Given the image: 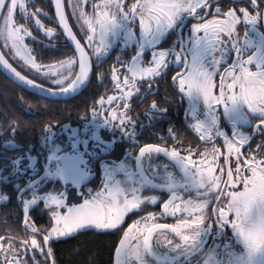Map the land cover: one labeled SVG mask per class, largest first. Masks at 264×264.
Instances as JSON below:
<instances>
[{
	"label": "snow or ice",
	"instance_id": "6c2138e0",
	"mask_svg": "<svg viewBox=\"0 0 264 264\" xmlns=\"http://www.w3.org/2000/svg\"><path fill=\"white\" fill-rule=\"evenodd\" d=\"M34 4L35 0H0V67L10 79L47 97L70 98L89 88L93 80L103 90L80 113L86 121L83 131L88 133L91 125L95 143L69 124L62 126L65 131L70 128L68 142H57L59 120L53 114L40 122L41 148L46 153L33 154L32 145L26 152L19 151L24 146L18 137L33 122L15 108L10 109L11 115L5 113L7 130L0 124L5 149L0 154V264H59L56 243L85 231L117 236L115 264H178L181 254L190 259L203 251L209 237L204 264H264V143L254 141L257 135L264 138V116L252 133L235 135L238 121L245 119L238 97L255 94L253 110L264 113V32L253 23L255 36H246L243 47L255 48L258 55L254 61L244 60L236 27L242 16L255 21L264 11L261 0H250L247 9H222L217 3L214 19L202 23H190L193 8L185 0H53L55 22L73 47L65 49L63 58L47 63L28 42L43 43L33 27L49 40L60 32L43 22L41 16L49 14L39 6L30 7ZM197 5L205 7L199 0ZM69 7L80 36L69 20ZM185 25L191 38L183 35ZM170 34H176V41L161 47ZM225 36L232 38L235 54L227 78L219 71L201 70L210 51H221ZM114 49L119 51L113 56ZM127 50L131 55L125 58ZM146 51H150L148 59ZM109 59L113 62L105 68ZM225 62L223 54L213 61ZM253 62L255 71L248 66ZM169 78L187 99L186 116L193 118L188 127L197 144H185L172 123L167 131L156 128L169 110L148 98L158 94L159 81ZM3 95L9 99L7 91ZM146 101L141 119L137 109L144 108ZM16 103L51 112L49 105L41 108L23 95ZM102 130L112 134L110 140L103 139ZM146 130L158 142L141 145L139 138ZM124 141L134 145L138 155L133 157L129 148L119 162L101 161L99 186L86 187L94 174L91 163L109 145ZM145 155H163L183 174L180 180L166 172V183L156 186L166 193L163 197L145 198L140 189L124 187L121 177L133 175L126 161L135 159L142 175ZM143 181L151 184L147 177ZM181 188L196 190L198 198H185L177 191ZM228 231L242 246V254L231 243H218ZM169 235L179 243L173 246ZM158 245L167 251L158 252Z\"/></svg>",
	"mask_w": 264,
	"mask_h": 264
},
{
	"label": "flooded vegetation",
	"instance_id": "af4514ba",
	"mask_svg": "<svg viewBox=\"0 0 264 264\" xmlns=\"http://www.w3.org/2000/svg\"><path fill=\"white\" fill-rule=\"evenodd\" d=\"M48 1V0H47ZM186 3H189L192 5L193 12L188 14V17L190 19V23H197V22H204L205 20H212L216 16L215 9L217 7V3H219L220 8H226V7H234L236 9H239L241 7L247 9L249 8V2L250 0H199V4H204L205 7H198L197 0H185ZM47 4V2H46ZM51 8H52V14L47 11V8H43L44 11L48 12V16H41V19L43 22L51 27H55L60 32V35L57 36L54 40H49L48 38H45L43 36L42 32H39L35 27H33V31L37 33L40 37V40L43 41V43L31 41L28 42L32 44L34 48H36L40 53L41 57L44 59V61L50 62L53 58H63L62 54L65 51L66 48H72L69 41L64 37L62 30L60 29V26L55 22V14L53 11L52 6V0H50ZM210 5V6H208ZM261 6L264 8V0H261ZM90 10V7H89ZM66 11L69 13V20L73 25L74 31L77 32V35L80 36L81 33L78 30V26L75 23V18L71 16V8H67ZM235 15V14H234ZM195 16L197 18L193 19L192 17ZM202 17L203 19H199ZM19 18V17H18ZM54 22H53V21ZM253 23H255V26L259 29V31L264 32V11H262L259 16L255 19V21H252L248 16H242L239 18V22L237 23L236 27L238 29L239 34V41H240V56L247 60L249 58H253V61L255 60V57L258 55L257 50L255 48H244V40L246 36H255V33L251 30ZM183 35L187 38H191L192 33L189 31V28L187 25L184 26ZM200 35H203V33H200ZM177 36L176 34H170L163 42L161 47H171L173 42L176 41ZM231 37L225 36L224 37V43L220 46L221 51L218 52H209L208 55L204 58L202 62V71H207L208 73H219L226 77V72L228 70V67L234 62V53L231 51L232 49V43H231ZM45 44L50 45L49 47H44ZM190 47V45H189ZM118 49H114L113 56L118 54ZM223 56L226 57V62L223 64H214V60H220ZM125 58L131 55V50H127L125 53ZM150 57V51H146L145 53V59H148ZM187 58L190 60L191 53L187 52ZM93 59H95L93 57ZM113 62L111 59H109L107 62H105L104 67L106 68L108 66V63ZM15 63V62H14ZM251 67L254 71L256 70V64L253 62L252 64L248 65ZM189 67V71H190ZM0 74H2L0 72ZM26 75H29L30 78H36L31 73H28L25 71ZM187 74V73H186ZM44 82V81H40ZM46 83V82H44ZM15 87L17 89H15ZM102 86L98 85V83L93 80L92 85L83 90L80 94L76 95L75 97L65 100V101H50L47 99L40 98L36 95L40 105L42 108L44 104L49 105L51 108V112L46 113L44 111L37 110L35 108L28 109L27 106H21L16 103L17 97L20 95H23L24 98L29 103H35L32 101L31 93L17 87L14 83H12L10 80H8L3 74L0 75V124L4 125L5 131L7 130V124L8 121L4 119L5 113L8 115H11V108H15L16 111L20 112L25 119H28L33 122V125L29 127L25 133L20 135L18 137L19 142L24 146L19 151H28V146L32 145V153L37 154L46 153V149L41 148V124L40 122L46 117L55 115L58 120L59 124H57L55 131L57 133V142L66 144L68 142V133L70 132V128L65 131L63 129L64 124H69L72 127H77L80 129V135L82 138H87L90 140V143H95L91 140L92 131L94 129L91 125H89V132L84 133L83 128L85 126L86 121L80 116L81 111L84 109L86 103L91 102V98L94 94L98 95L102 93ZM7 91L9 95V99H6L4 97V92ZM239 91V89H237ZM167 96L168 99H164V97ZM40 99L42 101H40ZM149 100L155 99L160 107L167 108L169 110L167 118L164 120L158 121L156 124V128L160 129L161 131H167L169 123L174 124L178 128V133L183 140L185 144H197L199 141L194 136V133L191 128L188 127L189 123L193 121V118L189 115L186 116L187 112V99L182 98L180 94L178 93V90L172 85L170 78L168 80H161L159 81V92L155 97H149ZM239 104L240 111L242 112L245 119H242L238 121L236 125L235 135H246L249 133H252L254 130V125L256 122L264 116V113H260L258 111H254V106L256 104L255 94L251 96V98H245L243 96L238 97L237 100ZM229 106H231V102H229ZM220 110H223V105L219 106ZM147 110V101L145 102V107L142 109H137V111L140 113V118L143 119V112ZM205 111L203 101L201 100L200 103V118H203V113ZM228 127V130L231 131L232 125H226ZM261 127H264V125H261ZM111 133L107 130L101 131V136L105 141H108L111 139ZM141 145L143 143H156L158 142L156 137L152 135L150 132L146 130L145 134L140 136ZM254 141H261L264 143V138L260 136H255ZM169 144H171V141H168ZM253 149H255L256 144L255 142L252 145ZM129 148H132L133 150V157L138 155V151L134 145H130L126 141L117 143L114 145H109L106 152L102 153L99 160H95L91 163V168L93 171V176L89 178L88 181H86V187H91L93 189L97 188L100 184V177H101V168H100V162H119L120 160L125 158V151ZM5 149L3 148V138L0 137V154H3ZM11 154V152H9ZM42 158V156H41ZM126 163L129 165V168L131 169L133 175L131 177L125 178L121 177V179L124 180V187L126 189H132V188H138L140 189V192L142 193V196L148 195H157L163 197L166 193L161 191L158 187L159 185H164L166 183L165 174L166 172L173 173L174 176L177 179L182 180L183 174L181 171L175 166V164L164 157L163 155L157 156V155H145L143 157V174L141 175L140 171L136 167V160L135 159H129L126 161ZM143 177H147L148 180L151 181V184L146 183L143 181ZM11 187V184L8 185ZM181 195H183L185 198L196 200L198 198V192L196 190H192L189 188L188 190H185L183 188L177 190ZM0 211H3V209H0ZM11 217H9V222H11ZM163 222V221H162ZM168 222H171L169 220ZM126 223H130V220L126 221ZM209 224L212 223L211 220L208 221ZM2 227V225H0ZM82 233H93L97 234L93 231H85ZM81 233H78L76 235H79ZM75 235V236H76ZM115 243L117 240V236H115ZM160 239L159 237L157 238ZM169 240L173 241V246L175 243H179V241L176 240V238L172 235L168 236ZM212 237H209V244L204 246L203 251L193 253L191 258L185 257L183 254L180 255V258L178 260V264H204L205 259L207 258L208 254V248L211 244ZM59 242V241H58ZM114 243V246H115ZM218 243H231L233 245V249L238 253H243V248L241 245H238L235 243V241L232 239V232L228 231L225 234V237L218 241ZM114 246H113V254H112V264H115V253H114ZM156 250L158 252H165L167 251L166 247L157 246ZM191 250V249H189ZM175 255V253H173ZM154 264V262H153Z\"/></svg>",
	"mask_w": 264,
	"mask_h": 264
},
{
	"label": "trees",
	"instance_id": "16d2710c",
	"mask_svg": "<svg viewBox=\"0 0 264 264\" xmlns=\"http://www.w3.org/2000/svg\"><path fill=\"white\" fill-rule=\"evenodd\" d=\"M34 5L53 13L50 0H38ZM31 97L33 102L39 99L34 95ZM114 243L112 234L81 233L56 243L57 260L59 264H112Z\"/></svg>",
	"mask_w": 264,
	"mask_h": 264
},
{
	"label": "water",
	"instance_id": "95a60500",
	"mask_svg": "<svg viewBox=\"0 0 264 264\" xmlns=\"http://www.w3.org/2000/svg\"><path fill=\"white\" fill-rule=\"evenodd\" d=\"M52 6H53V0H52ZM53 11H54V14H55V9H54V7H53ZM69 43H70V45L73 47V45L71 44L70 41H69ZM0 72H1V73H2V74H3L8 80H10L12 83H14L17 87H19V88H21V89H23V90H25V91H27V92L33 94V95H36V96H38V97H40V98H43V99H47V100H50V101H65V100L71 99V98H73V97L76 96V95H74V96H72V97H70V98H67V99H65V98H63V97L55 98V97H47V96H43V95L37 93L35 90L30 89V88H27V87H24V86L20 85L18 82H16V81L10 79L9 76L5 73V71L3 70L2 67H0ZM79 94H80V93H79ZM77 95H78V94H77Z\"/></svg>",
	"mask_w": 264,
	"mask_h": 264
},
{
	"label": "rangeland",
	"instance_id": "374dc122",
	"mask_svg": "<svg viewBox=\"0 0 264 264\" xmlns=\"http://www.w3.org/2000/svg\"><path fill=\"white\" fill-rule=\"evenodd\" d=\"M35 1H38V0H35ZM30 7H35V5H30Z\"/></svg>",
	"mask_w": 264,
	"mask_h": 264
},
{
	"label": "clouds",
	"instance_id": "9594fccd",
	"mask_svg": "<svg viewBox=\"0 0 264 264\" xmlns=\"http://www.w3.org/2000/svg\"><path fill=\"white\" fill-rule=\"evenodd\" d=\"M144 197H145V198H147V197H148V195H145Z\"/></svg>",
	"mask_w": 264,
	"mask_h": 264
}]
</instances>
